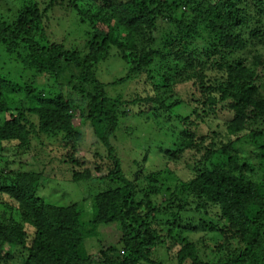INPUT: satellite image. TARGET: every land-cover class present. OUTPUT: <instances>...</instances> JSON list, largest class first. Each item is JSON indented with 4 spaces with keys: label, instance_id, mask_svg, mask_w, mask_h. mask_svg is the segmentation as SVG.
I'll list each match as a JSON object with an SVG mask.
<instances>
[{
    "label": "trees",
    "instance_id": "obj_1",
    "mask_svg": "<svg viewBox=\"0 0 264 264\" xmlns=\"http://www.w3.org/2000/svg\"><path fill=\"white\" fill-rule=\"evenodd\" d=\"M57 4L75 13L78 26L86 25L85 45L77 41L79 47L71 48L48 37L40 25L39 3L32 9H20L11 23L0 19V44L11 40L25 50L23 66L9 68L13 78L0 73V97L5 98L0 99V146L3 151H22L35 134L63 133L80 140L74 124L78 115L92 126L112 162L101 177L89 168H69L70 182L108 181L109 186L79 201L51 202L39 194L44 170L31 166L27 171L13 170L9 158L1 153L0 163H7L0 167V182L3 179L10 184L3 203L16 207L22 221H0V260L10 259V250L1 256L8 243L22 247L24 264H168L154 251L178 237L175 223L166 217V213L178 217L174 206L171 202L166 207L155 206L149 193L148 202L139 197L136 181L141 173L134 178L126 176L111 143L121 110L96 73L115 47L128 72L108 84L140 75L150 83L147 97L125 101L138 107L136 114L153 106L168 108L159 99L160 93L176 97L171 106L192 107L179 123L181 143L167 142V159L186 150L198 152L193 164L196 173L185 190L217 207L222 221L205 226L225 236L221 247L212 246L219 254L224 251L218 262L201 259L186 245L168 258L177 264H264V184L237 172L251 164L240 147L255 142L264 156V131L257 127L264 124V0H50L48 6ZM44 74L46 83H39ZM9 86L25 92L22 101L8 100ZM181 88L186 90L185 96L179 92ZM74 96L88 100V115ZM214 120L224 130L211 128ZM76 154L69 155L71 162L82 165ZM19 155L23 154L17 153L15 160ZM167 192L175 198L169 187ZM85 203L91 205L87 217L81 210ZM190 220L178 218L175 222L179 226L185 222L187 228L199 225L196 219ZM225 220L231 221L232 227L223 225ZM112 222L120 224L124 250L110 247L95 254L88 252L86 239L97 236L103 224ZM27 226L34 231L32 238ZM233 234H237L235 238H231Z\"/></svg>",
    "mask_w": 264,
    "mask_h": 264
},
{
    "label": "rangeland",
    "instance_id": "obj_2",
    "mask_svg": "<svg viewBox=\"0 0 264 264\" xmlns=\"http://www.w3.org/2000/svg\"><path fill=\"white\" fill-rule=\"evenodd\" d=\"M49 2L50 0H0V19L11 23L15 20L20 9H32L33 5L39 3L41 7L40 13L42 14L40 25L48 37L57 42H64L66 46L71 48L79 45L77 41L82 46L85 45L86 25L79 23L78 26L75 13L71 10H66L59 4L52 5L49 8ZM250 9V12L254 15L252 3L250 4ZM181 12L179 11L178 13ZM251 25L252 27L256 25L254 19ZM163 27H165L164 23H162ZM24 55L25 50L22 44H17L11 40L7 43H1L0 73L13 78L14 72L8 74L9 68L18 70L20 66H23L21 62ZM28 72L30 74L29 70ZM127 72V63L120 57L118 50L112 47L108 57L98 65L96 75L102 82L107 84L105 90L114 103L119 101L117 104L121 110L120 122L115 134L111 136V143L114 154L120 160L122 171L129 178H134L136 173L140 172L141 178L136 181L137 190L139 191L138 196H144L147 202L151 200L158 207H166L167 203L171 202L174 206L173 212H176L178 216L174 218L166 213V217H170L171 221L175 223L178 237L173 242L168 240L163 248L154 251V255L166 260L168 264H177V260L171 258L182 246L186 245L195 251L201 259L212 263L218 262L224 251H219V254L216 248L212 246L221 247L223 241H225V236L219 231H211L207 227L205 228L211 222L214 225L222 224L220 217L217 215L218 208L206 205L204 200H200L188 190H185L187 182L196 173V167L193 164H196L194 162L198 160L197 156H194L198 152L196 150H186L178 153L177 156L172 157L170 160L167 159V142L170 139L181 143L179 142L181 138L179 123L184 116L193 111L192 107L186 104L176 107L171 106L175 102L176 97L160 93L159 99L168 108L153 106L146 113L136 114L138 107L125 101L138 97H147L151 93L150 83L146 76L140 75L127 82L108 84L113 81L117 82L120 78L125 77ZM46 78V74L41 75L39 83H46ZM20 82L22 81L20 80ZM6 91H8V100L13 99L20 102L25 96L24 91L19 92L15 87L9 86ZM179 92L183 96L186 95V90L182 88ZM0 99L5 101L3 95ZM73 99L76 100L77 104L81 105L83 113L88 115V100L84 101L76 96ZM32 101L35 102V98H32ZM74 124L77 126V131L81 134H79L81 136L80 140L67 138L63 133L35 134L32 135L29 144H25L22 151H13V148L3 151L0 146V156L3 153V156L9 158L8 163L13 170L21 169L27 171L30 166L36 171L44 170L42 171L44 176H42L39 194L51 202L68 204L79 201L85 198L86 195L94 194L95 191L97 192L108 185V181L105 182L106 184H101L97 180L78 185L70 182L69 168L78 170L89 168L96 177H101L107 174L110 162H112L107 147L104 146L101 139L97 138L92 126L88 122H83L78 115L74 120ZM220 125L214 120L211 128L224 130V127L220 128ZM257 127L258 130L264 131L263 123H260ZM262 137H264V134ZM13 144L15 146L16 142ZM254 144L252 142L248 143L249 146L240 147L244 150V154L251 164L249 165L248 163L245 166V171L237 168V172H243L244 178L251 182L264 184V156H261L263 150L256 149L258 147L255 142ZM76 152V156L82 165H78L77 161L71 162L70 160L69 155ZM17 153H22L23 155H19V159L15 160ZM5 161V164H2L3 160L1 161L0 167L6 165L7 161ZM11 161L12 164H10ZM0 183L2 184L0 185V221H22L20 212L16 207L12 209L6 203H3V201L6 202L9 196L6 186L10 184L3 179H1ZM150 186L154 187V191L151 190ZM168 187L175 192V198H172L167 192ZM148 193L150 200H147ZM81 210H85L83 214L87 217L89 210H91V205L85 203ZM178 218H183L184 221L196 219L199 221V225L196 224L192 228H187L186 223L182 222L181 226H179L175 222ZM223 225L232 227L231 221L228 220L223 221ZM26 232L29 238H32L33 229L27 226ZM236 235L233 234L231 238H235ZM110 247L124 250L118 222L103 224L99 228L98 235L87 238L85 242V248L92 254ZM226 248H229L228 244H226ZM9 250L10 253L12 251L11 254ZM2 251L1 256H7L8 252L10 259H2L0 264H24L22 247L11 246L6 243L3 245ZM168 256L171 258H168ZM187 264H190V262Z\"/></svg>",
    "mask_w": 264,
    "mask_h": 264
}]
</instances>
